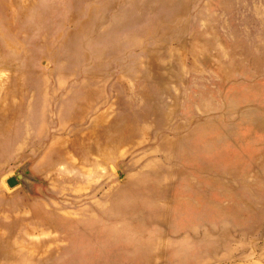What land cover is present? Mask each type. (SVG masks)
Returning <instances> with one entry per match:
<instances>
[{
  "label": "rangeland",
  "instance_id": "rangeland-1",
  "mask_svg": "<svg viewBox=\"0 0 264 264\" xmlns=\"http://www.w3.org/2000/svg\"><path fill=\"white\" fill-rule=\"evenodd\" d=\"M0 264H264V0H0Z\"/></svg>",
  "mask_w": 264,
  "mask_h": 264
},
{
  "label": "bare ground",
  "instance_id": "bare-ground-1",
  "mask_svg": "<svg viewBox=\"0 0 264 264\" xmlns=\"http://www.w3.org/2000/svg\"><path fill=\"white\" fill-rule=\"evenodd\" d=\"M122 129L123 130H125V132L127 131L126 130V128H124V127H122ZM187 138H185L184 140H186ZM212 145L213 144H210V143H208V144H203V146H204V149L206 150V151H208L209 152V150L212 148ZM188 151V150H187ZM186 151V152H187ZM53 152V150L51 151V153ZM107 153V152H106ZM102 154H103V157H105V151H104V149L102 148ZM108 154V153H107ZM107 157H109V156H107ZM48 158H50V157H48ZM189 159H193V158H189ZM205 201V200H204ZM208 201H205V206H208ZM190 205V204H189ZM149 209H154L153 208V206L151 205L150 206V208ZM155 210V209H154ZM179 210H183V208H180L179 206H177V205H173L172 207H170V210H166L167 212H170V214L171 215H169L168 214V219L170 220H175V218H178L179 217V214H180V212H179ZM162 218H165V216H162ZM171 225H174V224H171ZM183 226H186V225H183ZM174 231V230H173ZM136 258H139V257H136Z\"/></svg>",
  "mask_w": 264,
  "mask_h": 264
},
{
  "label": "water",
  "instance_id": "water-1",
  "mask_svg": "<svg viewBox=\"0 0 264 264\" xmlns=\"http://www.w3.org/2000/svg\"><path fill=\"white\" fill-rule=\"evenodd\" d=\"M6 181H7L8 185H10V186H13L17 183V180L15 177H10Z\"/></svg>",
  "mask_w": 264,
  "mask_h": 264
}]
</instances>
